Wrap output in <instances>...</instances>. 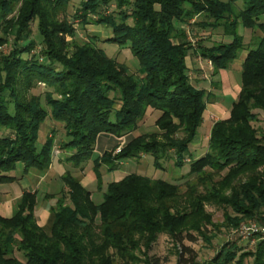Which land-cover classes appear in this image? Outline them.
<instances>
[{"label":"trees","instance_id":"obj_1","mask_svg":"<svg viewBox=\"0 0 264 264\" xmlns=\"http://www.w3.org/2000/svg\"><path fill=\"white\" fill-rule=\"evenodd\" d=\"M237 1L82 0L74 17L111 27L106 40L128 44L139 60L137 75L92 39L77 40L74 20L60 17L70 0H0V46L12 39L10 51H0V128L7 131L0 133V182L17 180L16 169L25 175L49 168L55 137L37 145L48 116L64 123L62 146L73 165L92 159L98 187L102 166L112 171L121 160L142 154H150L157 168L174 155L175 165L182 167L211 95L191 82L187 56L200 54L216 73L230 67L245 47L240 23L264 31V0H242L238 10ZM112 3L115 8L106 12ZM198 13L208 25L223 23L232 39L195 47L178 22ZM35 19L42 47L31 53ZM256 44L241 63V87L229 115L213 122L207 151L190 159L188 173L196 175V183L188 181L181 192L179 184L165 178L130 172L109 181L96 202L81 178L67 170L61 178L68 188L50 205L46 224L37 218L36 189H25L15 199L11 215L0 211V264H132L139 260L137 251L151 248L160 232L187 252L184 239L194 240L195 233L207 237V225H216L206 202L236 212H224L228 225L247 217L264 224V132L260 135L254 124L264 113V36ZM39 82L49 87L45 96L29 93ZM148 107L160 111V131L130 135L95 156L102 133L128 134ZM259 235L255 250L239 252L236 244L225 243L209 259L185 258L181 251L180 261L264 264V237Z\"/></svg>","mask_w":264,"mask_h":264},{"label":"rangeland","instance_id":"obj_2","mask_svg":"<svg viewBox=\"0 0 264 264\" xmlns=\"http://www.w3.org/2000/svg\"><path fill=\"white\" fill-rule=\"evenodd\" d=\"M82 0H70L65 12L60 13V17L65 16L70 20H74V26L76 28V38L79 42L87 41L92 39L95 45L103 48L108 55L116 58L118 61L125 63L130 72H134L139 75V60L132 53L128 44H120L114 41L106 40V38L112 34V28L108 25L97 23V22H87L83 23L79 18L74 17V13L80 6ZM243 7V1L238 0L235 3V8L238 10ZM115 8V4L112 3L106 12H110ZM210 20V19H208ZM132 22V19H130ZM182 28L185 29L187 33V38L195 44L196 47L199 43L202 44H213L218 41H230L232 36L225 32L224 24L219 25H208L206 18L203 14H195L185 23H180ZM238 32L244 36L245 47L239 51V54L235 60L231 63L230 67L227 69H222L212 76L205 77L203 80L201 78L194 77L193 67H189V75L191 82L196 86H202L211 92L210 97H208V103L210 104L207 112H204L203 123L199 126L197 135L190 144L191 154L187 155L186 161L182 167L175 165L174 155L164 159L163 167L157 168L153 164V157L150 154H142L139 157L129 158L120 161V167L112 171H107L105 166L101 167L103 182L100 187H98L97 178L95 171L93 169L92 159L84 161L79 166H75L67 159L69 151H67L63 146L62 142L66 138L64 123L53 119L48 116L41 124L39 130V138L37 145L40 146L42 142L50 135L55 137V145L53 147V153L56 150L61 149L64 151L63 157L65 162L62 165V172L67 170L71 171L73 174L79 176L83 184L90 189L91 195L96 202H100L103 199V191L105 190L107 183L111 180H117L122 178L124 175L130 172H138L144 175H149L151 177H161L165 178L171 182L177 183L180 186V191L184 192L187 190L188 181L192 183L197 182L195 174H189L190 169V159L196 158L204 154L208 149L210 129L213 122L219 118H224L229 115V110L231 108L232 102L236 99V93L241 87V68L236 65L237 60L245 56L246 52L250 47L256 46L257 39L264 36V31L260 28H249L244 26L242 23L238 26ZM31 37L35 39L36 45L31 53L39 52L42 44V36L38 30V20L35 19L31 23ZM74 37L67 35L68 40H72ZM12 39L9 43L0 46V51L7 53L12 48ZM72 46H70L71 48ZM25 56H29V53H25ZM200 54L187 56L188 66H193V57H197ZM42 58V57H41ZM201 58H203L201 56ZM191 70V71H190ZM141 75V74H140ZM49 89L44 82H39L33 86L29 93L39 94L45 96V92ZM117 108L120 107V102L115 103ZM215 108V109H213ZM258 120L254 121L255 126L258 128L260 135L264 132V113L260 111ZM160 115L158 109L148 107L145 115L138 122V127L133 129L128 134L123 136L114 137L111 134L102 133L99 142L96 145L95 154L102 155L103 152L108 149L111 150L112 147L119 140H126L130 135H138L146 132L160 131L156 124V119ZM4 127L0 128V133L4 132ZM7 132V131H5ZM119 146L116 147L118 151ZM53 159V154H52ZM14 174L21 177L20 169L13 171ZM92 172V173H91ZM226 170H223L224 174ZM46 182V183H44ZM43 183L38 185L37 191V205L38 209L37 218L39 223L48 222L50 215V205H55V196H45L47 193H54L57 197L61 194L62 190H67V186L64 184L61 176H55V178L49 182L45 179ZM199 189H203V184H197ZM17 186V183L2 182L0 183V189H12ZM230 191V189L228 190ZM184 197V196H183ZM182 197V198H183ZM184 199V198H183ZM15 201V200H14ZM206 210L211 213L214 224H208L206 227V236L199 233H195V239L189 240L184 239L183 244L190 248L187 252H184L182 244H179L170 234L166 232H160L158 237L153 242L151 248L147 249L142 247L141 250L137 251L139 260L133 262L132 264H186L180 261L181 251H183V257L188 258L190 255H194L196 260L204 261L211 258L215 252H217L225 243H234L239 248V252L246 250H255L256 243L260 239L259 233L262 232L264 237V224L260 222L255 217H247L240 220L237 225H228L225 220V211H229L232 215L236 212L230 206H223L213 202L205 203ZM256 224V229H249ZM42 224V225H44ZM261 231V232H259ZM146 250V254L143 250ZM145 260H150L152 263H146ZM252 256H248L247 261L250 262Z\"/></svg>","mask_w":264,"mask_h":264},{"label":"crops","instance_id":"obj_3","mask_svg":"<svg viewBox=\"0 0 264 264\" xmlns=\"http://www.w3.org/2000/svg\"><path fill=\"white\" fill-rule=\"evenodd\" d=\"M243 58L244 56L241 59L237 60L238 64L236 65L239 66V69L241 68V63L243 61ZM192 60H193V66L190 65L189 67H193L194 72H195L194 77L201 78L203 80L205 77H209V75L212 76V74H214L212 64L208 59L201 58V56L198 55L197 57H193ZM199 87H202V86H199ZM239 90H240V87H239ZM239 90L236 93V97L239 93ZM209 105L210 104L208 103L207 109L205 110L206 112L208 110ZM63 155H64V151L62 152L61 149L56 150V152L53 153V159L48 169H46L45 171H38L36 168L30 169L28 173H26L25 175H21L19 179L9 182L11 184L16 182L17 186H14V188L12 189H6V190L0 189V211L4 213L5 215H11L12 210H13L14 200L17 197H19L25 189H28V190L36 189L37 190L38 185L40 183H43L45 179L51 182L55 178L56 175L60 177L61 174L63 173L62 165L66 161ZM52 196L56 197L55 198V201H56L57 195H52ZM36 212H38V209H36ZM44 223H45L44 221L41 222V224H44Z\"/></svg>","mask_w":264,"mask_h":264},{"label":"built area","instance_id":"obj_4","mask_svg":"<svg viewBox=\"0 0 264 264\" xmlns=\"http://www.w3.org/2000/svg\"><path fill=\"white\" fill-rule=\"evenodd\" d=\"M118 149H120V147ZM249 229H256V224L254 223L251 228L249 227Z\"/></svg>","mask_w":264,"mask_h":264}]
</instances>
